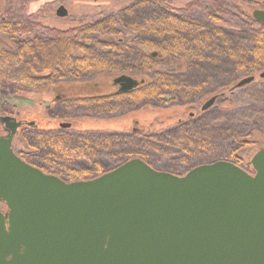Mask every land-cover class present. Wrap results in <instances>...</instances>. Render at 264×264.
Returning a JSON list of instances; mask_svg holds the SVG:
<instances>
[{"label":"trees","instance_id":"1","mask_svg":"<svg viewBox=\"0 0 264 264\" xmlns=\"http://www.w3.org/2000/svg\"><path fill=\"white\" fill-rule=\"evenodd\" d=\"M16 1H7L0 16L1 94L40 96L61 82L96 75L138 82L113 94L61 97L47 109L53 118L109 119L144 108L196 104L208 96L225 102L229 99L218 98L237 91L234 83L247 77L254 78L250 84L264 82L257 75L264 72V25L236 0H192L183 8L136 0L116 14L81 21L66 31L41 25L16 9ZM231 3L233 12L226 9ZM247 5L254 4L250 0ZM262 97L253 111L249 105L241 112L242 104L230 111L225 103L200 108L199 116L152 134L139 129L70 133L35 125L22 131L29 151L17 156L67 183L94 179L132 159L181 176L207 161H230L253 147L250 138L264 124V92ZM0 115L7 112L0 110Z\"/></svg>","mask_w":264,"mask_h":264},{"label":"water","instance_id":"2","mask_svg":"<svg viewBox=\"0 0 264 264\" xmlns=\"http://www.w3.org/2000/svg\"><path fill=\"white\" fill-rule=\"evenodd\" d=\"M251 16L264 25L263 10ZM114 84L126 91L138 82ZM0 125V264H264V149L249 161L254 174L216 161L176 176L132 159L67 183L14 152L22 122L4 116Z\"/></svg>","mask_w":264,"mask_h":264},{"label":"rangeland","instance_id":"3","mask_svg":"<svg viewBox=\"0 0 264 264\" xmlns=\"http://www.w3.org/2000/svg\"><path fill=\"white\" fill-rule=\"evenodd\" d=\"M9 0H0V16L3 14L5 5ZM136 0H18L12 4L16 9H23L25 15L32 16L41 25L66 31L78 26L81 21L97 20L109 14H116L129 6ZM170 4L173 8H183L192 0H162ZM250 0H236V2L244 9V12L249 16L253 10L264 9L262 1L251 3L254 5H247ZM246 4V5H244ZM64 7L67 16L60 18L56 15V10ZM233 3L226 9L233 12ZM249 7V8H248ZM200 14V13H199ZM246 20V19H244ZM4 37H1V40ZM3 41L10 43L8 39ZM258 76L260 75L257 74ZM127 77V76H124ZM118 78L111 75H96L86 81H65L61 82L48 92L39 96L34 93L32 96H17L0 93V110H5L7 115H0V117L8 116L20 121L23 124L33 122L38 130H59L60 123H70L71 127L68 130L70 133H128L132 130L139 129L147 134L158 133L175 126L179 121H185L189 118L199 116L201 106L208 101L212 96H208L199 103L186 106H171L164 109L144 108L122 116H116L109 119H93V118H76L74 120L64 121L62 119L53 118L48 114L47 109L51 108L55 100L61 97H76L88 95H107L116 92L117 87L114 80ZM131 78V77H130ZM133 78V77H132ZM234 83L233 85H235ZM264 92V82L262 84H248L232 95L229 92H224L219 100L222 98L229 99V101H216L209 109H217L222 103H225L230 111L235 110L237 104H242L241 112L246 111L249 105L253 111L259 108L262 104V93ZM94 93V94H93ZM216 98V97H215ZM230 112H221V115H227ZM234 115V113H232ZM52 117V118H51ZM237 120V117L236 119ZM26 125L21 127L12 143V149L17 153H27L29 149L22 137V131L26 130ZM261 131L252 134L250 141L254 143L251 148L243 149L237 152L234 159H230V163L238 162L240 168L244 169L250 174H254L252 167L248 166L249 161L255 153L264 149V124L260 126ZM3 129L0 127V136L3 135ZM221 160H211L203 164H210ZM235 164V163H233ZM202 165V164H201ZM112 170V169H111Z\"/></svg>","mask_w":264,"mask_h":264},{"label":"flooded vegetation","instance_id":"4","mask_svg":"<svg viewBox=\"0 0 264 264\" xmlns=\"http://www.w3.org/2000/svg\"><path fill=\"white\" fill-rule=\"evenodd\" d=\"M258 10H263V11H264V9H258ZM115 87H117V89H116V91H117V90L119 89L118 85H116ZM93 94H94V93H93ZM88 96H93V95L90 94V95H88ZM26 124H27V123H25V124L22 123V126H21V127L25 126ZM34 126H35V125H34ZM34 126H32V127H34ZM0 127H1V129H3V126H2V125H0ZM21 127H20V128H21ZM27 127H28V126H27ZM20 128H19V129H20ZM19 129H18V130H19ZM3 132H4L3 135H5V131H4V129H3ZM5 210H6V209H3V211H5Z\"/></svg>","mask_w":264,"mask_h":264}]
</instances>
